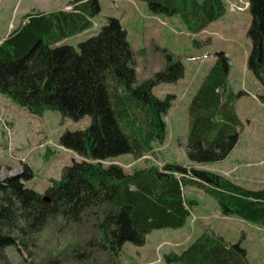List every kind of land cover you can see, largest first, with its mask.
Wrapping results in <instances>:
<instances>
[{
  "label": "trees",
  "instance_id": "1",
  "mask_svg": "<svg viewBox=\"0 0 264 264\" xmlns=\"http://www.w3.org/2000/svg\"><path fill=\"white\" fill-rule=\"evenodd\" d=\"M132 1L146 3L153 15L179 17L194 35L227 12L224 0ZM69 6V12L26 14L0 43V93L33 115L40 116L47 107L74 121L90 117L89 128L67 131L59 140L61 147L85 160L102 162L123 155L140 159L147 153L151 131L158 132L159 141L164 139L161 117L171 107L169 97L160 100L152 89L183 79L184 67L166 54L165 70L135 86L134 54L120 21L108 18L98 35L75 48L63 42L90 30L101 5L99 0H74ZM249 11L252 49L247 68L264 88V0H249ZM229 68L226 54L217 53L216 63L189 104L185 153L191 164L224 161L239 142L243 125L233 97H224ZM259 100L264 103V93ZM133 105L145 109L147 124L153 127L145 133L138 126V136L126 133L124 127L131 121ZM32 178L23 164L20 175L0 182V264H10L8 247L20 250L56 217L80 224L85 216H94L102 237L92 238L87 246L99 251L117 256L125 244L144 247L153 231L181 229L188 223L194 204L185 195L188 187L215 199L223 216L264 228V189L250 190L210 171L188 173L178 164L128 174L116 164L102 169L87 161L75 162L63 169L62 179L45 194L26 186ZM247 257L241 241L229 244L224 236L203 233L172 258L179 264H249Z\"/></svg>",
  "mask_w": 264,
  "mask_h": 264
},
{
  "label": "rangeland",
  "instance_id": "2",
  "mask_svg": "<svg viewBox=\"0 0 264 264\" xmlns=\"http://www.w3.org/2000/svg\"><path fill=\"white\" fill-rule=\"evenodd\" d=\"M73 1L0 0V41L19 26L26 14L69 12L72 10L69 4ZM99 1L101 12L93 19V27L68 38L63 44L77 48L81 42L98 35L108 18H117L127 33L134 54L135 86L155 79L167 66L166 54H172L173 60L184 67L183 79L173 84L158 83L152 89L158 99L170 98L171 107L161 117L165 124L164 139L159 141L158 132L151 131L147 153L140 159L123 155L102 162L85 160L61 147L59 140L67 131L89 128L90 117L74 121L47 107L40 116L33 115L0 93V137L3 140L0 182L20 175L23 164L33 175L26 186L41 194L59 182L63 169L75 162L87 161L101 165L102 169L116 164L128 174L144 168L162 170L168 164L186 167L188 173L192 169L216 173V168L229 165L234 168L238 185L263 190L264 103L259 97L264 88L247 68L252 49L247 35L252 22L249 0H224L226 14L198 35L190 33L179 17L151 14L144 2ZM220 52L226 54L230 65L224 97H233L234 109L243 123L241 136L226 160L214 164H190L185 153L189 136V104ZM241 92L245 94L236 97ZM121 93L125 94L122 90ZM130 116L131 121L124 123L126 133L138 136V126H143L145 133L153 128L147 124L149 117L139 105H133ZM93 182L98 184L99 181ZM185 195L194 204L183 228L153 231L144 247L125 244L117 256L87 246L92 238L100 240L102 237L95 217L90 215L85 216L80 224L56 217L41 233L30 236L20 250L8 247L6 254L10 264H179L173 260V255L181 254L206 232L224 236L229 244L241 241L252 264L264 261L263 227L223 216L217 201L199 188L188 187Z\"/></svg>",
  "mask_w": 264,
  "mask_h": 264
},
{
  "label": "crops",
  "instance_id": "3",
  "mask_svg": "<svg viewBox=\"0 0 264 264\" xmlns=\"http://www.w3.org/2000/svg\"><path fill=\"white\" fill-rule=\"evenodd\" d=\"M4 40V39H3ZM2 41H0V43H1ZM64 43V42H63ZM62 44V43H61ZM239 117V116H238ZM240 119V118H239ZM242 125H243V123H242ZM241 136V135H240ZM2 146H3V140H2V137H0V150H2L1 148H2ZM229 157V156H228ZM227 157V158H228ZM226 160V159H225ZM222 162V161H221ZM190 163V162H189ZM219 163V162H218ZM191 164V163H190ZM214 164V163H213ZM195 165H199V164H195ZM230 166L229 165H227V166H223V167H218V168H216V173L217 174H220V175H222V176H224V177H226V178H228V179H230L231 181H234L235 183H237V179H236V176H235V172H233V170H234V168H229ZM186 190H187V188H186ZM185 190V191H186ZM218 208H219V205H218ZM220 209V208H219ZM206 233V232H205ZM151 235V234H150ZM149 235V236H150ZM148 236V237H149ZM148 237H147V239H148ZM249 264H252L251 262H250V260H249ZM257 264H264V261H260L259 263H257Z\"/></svg>",
  "mask_w": 264,
  "mask_h": 264
}]
</instances>
